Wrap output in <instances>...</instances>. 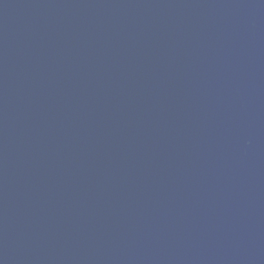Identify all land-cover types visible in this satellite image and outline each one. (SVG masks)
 <instances>
[{"label": "water", "instance_id": "95a60500", "mask_svg": "<svg viewBox=\"0 0 264 264\" xmlns=\"http://www.w3.org/2000/svg\"><path fill=\"white\" fill-rule=\"evenodd\" d=\"M0 264H264V0H0Z\"/></svg>", "mask_w": 264, "mask_h": 264}]
</instances>
